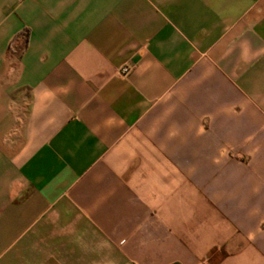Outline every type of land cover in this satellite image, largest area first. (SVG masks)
<instances>
[{"label":"crops","instance_id":"1","mask_svg":"<svg viewBox=\"0 0 264 264\" xmlns=\"http://www.w3.org/2000/svg\"><path fill=\"white\" fill-rule=\"evenodd\" d=\"M0 264H264V0H0Z\"/></svg>","mask_w":264,"mask_h":264}]
</instances>
